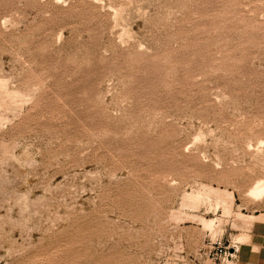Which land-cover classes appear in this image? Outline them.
I'll use <instances>...</instances> for the list:
<instances>
[{"label":"rangeland","instance_id":"obj_1","mask_svg":"<svg viewBox=\"0 0 264 264\" xmlns=\"http://www.w3.org/2000/svg\"><path fill=\"white\" fill-rule=\"evenodd\" d=\"M257 185L264 0H0V264H236Z\"/></svg>","mask_w":264,"mask_h":264},{"label":"crops","instance_id":"obj_2","mask_svg":"<svg viewBox=\"0 0 264 264\" xmlns=\"http://www.w3.org/2000/svg\"><path fill=\"white\" fill-rule=\"evenodd\" d=\"M257 220L245 243L239 247L236 264H264V214L254 216Z\"/></svg>","mask_w":264,"mask_h":264},{"label":"bare ground","instance_id":"obj_3","mask_svg":"<svg viewBox=\"0 0 264 264\" xmlns=\"http://www.w3.org/2000/svg\"><path fill=\"white\" fill-rule=\"evenodd\" d=\"M264 192L262 191V188L257 185V187L251 192V195L255 198H260Z\"/></svg>","mask_w":264,"mask_h":264},{"label":"built area","instance_id":"obj_4","mask_svg":"<svg viewBox=\"0 0 264 264\" xmlns=\"http://www.w3.org/2000/svg\"><path fill=\"white\" fill-rule=\"evenodd\" d=\"M234 255H235L234 253H230V254H229V257L232 258Z\"/></svg>","mask_w":264,"mask_h":264}]
</instances>
